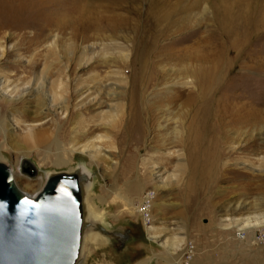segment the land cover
Masks as SVG:
<instances>
[{"label": "rangeland", "instance_id": "374dc122", "mask_svg": "<svg viewBox=\"0 0 264 264\" xmlns=\"http://www.w3.org/2000/svg\"><path fill=\"white\" fill-rule=\"evenodd\" d=\"M6 3L0 0V10L5 11ZM84 3L88 19L102 17L98 32L93 27L75 35L69 24L60 28L44 21L40 28H18V15L0 17V120L13 123L5 126L6 132L0 126V160L13 168L19 187L31 194L41 190L49 173L79 166L89 172L90 197L104 217L89 219L80 264H168L163 257L169 249L161 241L182 237L181 248L187 247L182 264H264V68L250 66L253 60L264 66V28L252 31L242 49L230 48L232 67L227 77L231 84L226 91L218 96L197 91L193 103L186 95L171 100V117L184 120L187 128L196 111L201 115L207 106L211 115L197 147L196 169L191 168L189 145L184 142L189 133L174 142L177 120H170L167 130L159 126L157 104L164 103L155 96L157 88L178 76L170 70L188 65L191 53H197L192 58L197 69L206 70L207 56L228 45L230 27H239L249 17H264V0H182L174 17L181 18V25L189 17L190 27L158 40L162 45L171 41L173 50H191L171 60L158 52L148 57L142 79L152 103L147 109L139 100L143 108L138 121L131 93L133 82L140 79L136 46L145 35L142 25L148 2ZM120 15L127 21L122 29L113 20ZM150 74L153 79L148 80ZM218 74L224 78V73ZM172 86L174 94L180 86ZM232 105L237 114H263L262 121L245 126L240 123L247 119L234 123L226 115L228 124L214 123L221 110L231 114ZM111 106L113 117L108 113ZM40 129L49 140L33 144L27 135ZM55 137L60 140L61 153L53 143ZM89 138L103 152L112 153L116 162L112 167L73 146ZM57 155L69 163L57 164ZM23 159L37 166L35 175L23 172ZM147 193L153 196L150 221L141 205ZM236 199L259 204L260 209L242 215L226 212ZM256 215L262 224L254 227L243 228L233 220L253 216L259 221ZM153 225L162 240L150 238Z\"/></svg>", "mask_w": 264, "mask_h": 264}, {"label": "bare ground", "instance_id": "6f19581e", "mask_svg": "<svg viewBox=\"0 0 264 264\" xmlns=\"http://www.w3.org/2000/svg\"><path fill=\"white\" fill-rule=\"evenodd\" d=\"M82 1L83 0H6L7 3L2 6L3 7L2 9H4L5 11L0 10V17H4L5 19V18H10V17H16V15H18L19 16L18 17L19 23L17 24L18 28H25L31 25H37L39 27L41 21L42 22L44 21L46 25L55 24L60 28H62L64 24H69L71 25V27H73L75 35L86 33V31L92 30L93 27L97 28V32H98L99 31L98 27L100 26V21L102 17H92V19H88L87 18L88 16H86V12H85L86 4L85 3L82 4ZM147 2L149 5L147 7L148 8L147 14L145 13L147 17H144V21L142 25L145 31V35L144 36L142 35L143 36L142 39H139V41L141 40L140 44L138 43L139 45L136 46L137 55L135 58V62L138 61L140 65V71H139L140 79L139 80L135 79V81L133 82L132 93H131V99H132L131 101L134 105V108H136V109H133L136 111V115H134L135 117L134 119L137 121H138L139 115H141L142 113V108H143L142 104L141 106L140 104H138L139 100L142 101V103L147 105L146 107L147 109L149 108V103H152L150 102L151 100V97H149L150 93H148L147 89L143 87V85H145L143 81L145 80L142 79V77L146 75L145 65L147 66V59L151 55V53L158 52L164 55L166 58L171 60V59H174V56L186 55L191 50V48H188V47H186L184 50H173V43L171 41L162 45L159 43V40H158L159 37L161 36H164V37L169 36V35H172L176 32H179L181 30H184L190 27L189 24L191 23L192 20L189 17H184V19H186L188 23L186 22L182 25L179 24L181 22L180 21L181 18L174 17L175 13L177 12V7L181 5L180 3L182 2V0H147ZM194 5L195 7H197V1H194ZM118 15L119 14H117V16ZM117 16H114L113 20L114 22L117 20L118 24L120 25V29H122L123 26L127 23V21L124 20L125 18L122 17V15H120L121 17H117ZM61 18H63L64 20ZM135 24L137 23H134V26H136ZM252 25L254 28L253 30H251ZM40 26H43V25L41 24ZM230 28L231 29L227 30L228 34H227V39H226V41L228 40L229 41L228 43H225L226 41L224 42L225 45L228 44L226 45V48L218 51L217 53H214L212 51L213 54H210L207 56L206 60L209 65L206 69L207 71L204 68L202 70L197 69V64L193 63V60H192L193 55L194 54L197 55V53H191L188 56L189 62L187 63L188 64L187 66L182 64L183 66L180 67L179 69L177 68L176 70L174 69L170 70L171 74L172 73L178 74V76H176L177 79L174 77L169 82L167 81L168 83H163L164 87H162V89L157 88V92L155 93L157 100L159 99L161 100V103H164V104H160V103L157 104L158 109L161 110V115L159 118L162 120L159 126L167 130L168 125L171 122L170 120H173V119L174 121L175 119L177 120L176 123H179L180 125L175 124L173 127L172 133L175 136L173 140L174 142L183 139L184 132L187 131L189 133V137L187 141H184V142L186 143L188 142L187 144L189 145L188 157L191 162V166H193L191 167L192 170L196 169L197 167V147H199V142L201 141V138L204 134L203 130L205 127H207V123L209 122L208 120L211 118V115L209 114V112H206L207 106L203 108V113L201 115L198 114L197 116V111H196L191 121V124H189L187 128L184 125V120L179 121L178 118L171 117V111L169 110V106L171 105V103H173L172 101H174V99L179 98L184 95L187 96V101L189 103H193V101L197 99V91L198 92L199 91H210L211 96H213L214 94H217L218 96L220 92L222 93L229 88L231 83H230L229 78L227 77V73L230 72V67H232L231 65L232 59L231 60L228 59V54H230V51H232L230 50V48L242 49L244 47L245 41L247 40V37L251 34L252 31H258L264 28V17L255 18V19H253V17H249L239 27L232 26ZM42 31H44V28L41 27V33ZM225 45H223L222 47H225ZM241 53L242 52L240 51V55ZM252 63L253 64L250 66L254 65L255 68L259 67L261 70H263L264 66L260 65V60H256V61L253 60ZM245 65H247L246 62H243V66ZM218 72L224 73V78L220 77ZM147 78L148 80L153 79L152 74L148 75ZM172 85L180 86L174 94H173L174 90L172 88L173 87ZM117 88H121V91L124 92V88L122 86H119V87L117 86ZM31 90L35 92L37 91V88L30 89L29 91ZM121 91L118 92V94L116 95H119ZM168 96L171 98L167 99ZM223 96L227 98L226 95H223ZM230 109H231L230 111L231 114H229V112L223 113V111L221 110L220 115L214 117L215 119L214 123L216 121H219L221 122V124H226V123L228 124V122H225L226 115H229L230 119L234 121V123L235 122L240 123L247 119L246 122L240 123L241 125L247 123L245 126H253V125L257 126L258 125L257 123H260L262 121L261 119L263 117V114H252L251 111H250V114L249 113L237 114V112L235 111L234 105H232ZM110 110L111 111L108 112L109 116L110 117L115 116L114 114L115 109L113 108V106H111ZM117 111H120V110H117ZM4 120L3 119L0 120V126L2 130L6 132L5 126L10 125L11 127L13 126V123H11V120L10 121L8 120L9 122L4 121ZM214 123H213V127H214ZM109 125L110 124H108V126ZM27 136H28V139L33 142V144H36V143L45 144L49 140L48 136L46 135V132L43 131L42 129L36 130V131H30V133ZM101 140H104V139H101ZM93 141L94 140H91L89 138L85 140V142L83 141L81 143L79 142V144L74 142L73 146L81 149L82 151H88L93 157L103 161L104 163H106V165L112 167L113 163H116V162H113L114 159L112 157V153H107L106 150L105 152H103V149L97 144H95ZM53 143L57 146L58 153H61L62 151L60 148V140L57 137H55ZM0 161H3V160H0ZM69 161H70L69 159H63L58 156L57 158L58 163L57 162L56 163L57 164L69 163ZM76 168L72 169L71 171H74ZM79 168L84 169L85 173H87L86 175L89 181L87 185V195L85 197V201H86L87 208L89 211L88 220L91 218L94 219L96 215L98 216V219L103 218L104 216L101 215L102 212L100 213L95 208L91 200V197H90L89 190L91 189V184H92L90 174L85 168L80 167V166ZM120 197L126 200L125 195H121ZM88 199H89V203H88ZM143 203L147 204L148 200H144ZM258 205L259 204H254L252 202H248L245 200L236 199L230 203L229 208L226 209V212H228L229 210L231 214H236V215L237 214L242 215L241 213H245V212L256 213L260 209ZM143 210H145L146 212V208ZM149 210H150V207H149ZM256 216L258 217V215ZM262 217H264V215ZM253 218L255 219L256 217H253V216L242 217L241 216L237 218L234 217L233 220H235L236 222L240 221V223L243 224V228L258 226L261 223L260 216L258 217V219H260L259 221H254ZM230 220L232 219L230 218ZM262 220H263L262 223H264V218ZM228 227L229 226H227V228ZM150 230H151L150 231L151 239L156 240V241H159L160 239L162 240V238H160L162 235H160L156 231L157 230L156 226L154 225L151 226ZM88 235L89 234H87V236ZM184 238L185 237H182L176 240L167 238L161 241V245L169 249V255L167 257H163L168 264H182V260H183L182 257L184 254V250L187 248V247H185L184 249L183 247L181 248ZM86 240H87V237H86ZM178 249L181 250V252H177ZM149 260H151V258L148 259V262ZM80 263L81 261L79 262V264ZM143 263L145 262L142 261L139 264H143Z\"/></svg>", "mask_w": 264, "mask_h": 264}, {"label": "water", "instance_id": "95a60500", "mask_svg": "<svg viewBox=\"0 0 264 264\" xmlns=\"http://www.w3.org/2000/svg\"><path fill=\"white\" fill-rule=\"evenodd\" d=\"M22 170L35 175L37 166L23 159ZM86 174L79 167L50 173L31 194L0 161V264H79L89 221Z\"/></svg>", "mask_w": 264, "mask_h": 264}, {"label": "built area", "instance_id": "2783aa9c", "mask_svg": "<svg viewBox=\"0 0 264 264\" xmlns=\"http://www.w3.org/2000/svg\"><path fill=\"white\" fill-rule=\"evenodd\" d=\"M145 197H147V199L146 200H148V203L146 204V203H143L142 204V208L143 209H145L146 208V212H144V216L145 217H147V221H150L151 219H150V217H149V215H150V211H149V207H150V205H151V199L153 198V196L150 194V193H147L146 195H145ZM153 200V199H152ZM151 208V207H150ZM142 212V213H143Z\"/></svg>", "mask_w": 264, "mask_h": 264}, {"label": "flooded vegetation", "instance_id": "af4514ba", "mask_svg": "<svg viewBox=\"0 0 264 264\" xmlns=\"http://www.w3.org/2000/svg\"><path fill=\"white\" fill-rule=\"evenodd\" d=\"M96 218H98V217H96Z\"/></svg>", "mask_w": 264, "mask_h": 264}]
</instances>
